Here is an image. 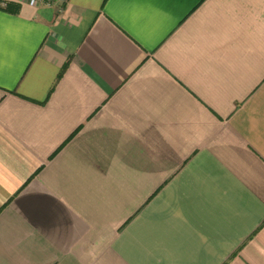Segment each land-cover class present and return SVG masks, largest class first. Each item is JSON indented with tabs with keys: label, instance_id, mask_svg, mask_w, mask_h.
<instances>
[{
	"label": "crops",
	"instance_id": "0c3cea01",
	"mask_svg": "<svg viewBox=\"0 0 264 264\" xmlns=\"http://www.w3.org/2000/svg\"><path fill=\"white\" fill-rule=\"evenodd\" d=\"M0 264H264V0H0Z\"/></svg>",
	"mask_w": 264,
	"mask_h": 264
},
{
	"label": "built area",
	"instance_id": "2783aa9c",
	"mask_svg": "<svg viewBox=\"0 0 264 264\" xmlns=\"http://www.w3.org/2000/svg\"><path fill=\"white\" fill-rule=\"evenodd\" d=\"M30 5L37 6L39 4H54L57 0H26Z\"/></svg>",
	"mask_w": 264,
	"mask_h": 264
}]
</instances>
